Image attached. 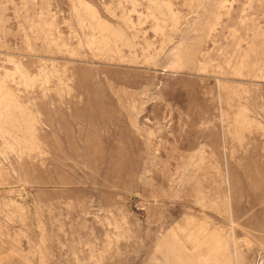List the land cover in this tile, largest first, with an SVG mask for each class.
Here are the masks:
<instances>
[{
  "label": "rangeland",
  "instance_id": "obj_1",
  "mask_svg": "<svg viewBox=\"0 0 264 264\" xmlns=\"http://www.w3.org/2000/svg\"><path fill=\"white\" fill-rule=\"evenodd\" d=\"M0 264H264V0H0Z\"/></svg>",
  "mask_w": 264,
  "mask_h": 264
}]
</instances>
